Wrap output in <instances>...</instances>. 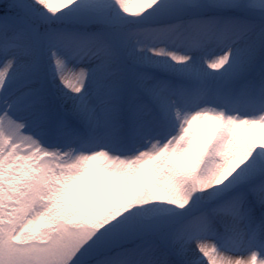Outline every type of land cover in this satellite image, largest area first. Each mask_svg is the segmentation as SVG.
Masks as SVG:
<instances>
[{"label":"snow or ice","instance_id":"1","mask_svg":"<svg viewBox=\"0 0 264 264\" xmlns=\"http://www.w3.org/2000/svg\"><path fill=\"white\" fill-rule=\"evenodd\" d=\"M0 264H264V0H0Z\"/></svg>","mask_w":264,"mask_h":264}]
</instances>
